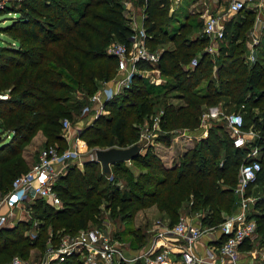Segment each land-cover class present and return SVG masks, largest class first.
<instances>
[{
	"label": "trees",
	"instance_id": "trees-1",
	"mask_svg": "<svg viewBox=\"0 0 264 264\" xmlns=\"http://www.w3.org/2000/svg\"><path fill=\"white\" fill-rule=\"evenodd\" d=\"M132 2L144 6L143 27L149 49L172 43L171 47L163 44L158 62L167 82L155 87L134 74L131 87L105 101L109 113L83 127L80 138L89 147L129 146L140 136V129L130 123V118L141 122L159 103L164 132L156 139L170 146L176 131L197 129L206 108L221 105L227 111L240 110L243 127L253 125L259 131L257 142L264 145V55H257L253 64L246 61L248 31L254 24L255 11L244 7L226 21V34L215 54H210L205 51L207 34L202 31L192 37L202 25L196 17L187 15L173 26L171 0ZM20 6L7 7L16 16L3 26L8 44L0 40V94L9 89L7 98L0 97L3 193L9 192L15 178L29 169L23 151L37 132L45 137L43 146L57 144L60 150L67 146L62 120H73L74 111H82L88 96L103 81L116 76L120 61L107 48L114 41L130 44L129 36L134 32L123 0H23ZM195 58L197 63L191 66ZM143 64L149 65L138 62L139 67ZM159 87L165 92L154 101L151 96ZM76 92H81L83 98ZM248 151L249 147H235L225 121L216 120L211 122L208 136L197 139L171 167L163 163L152 146L129 160L139 166L138 172L125 161L113 163L110 173L104 172L97 161L86 160L82 168L71 165L55 184L63 208L56 209L37 198L27 206L31 218L13 227H0V264L15 254L28 258L32 248L44 250L49 230L74 233L90 222L102 225L107 212L110 218L130 222L139 210L156 205L170 217L172 227L181 218L180 208L190 202L193 211L207 208L199 219L204 227L218 226L224 220L222 212L232 213L236 208L234 190ZM261 166L247 194L259 186L260 192L254 194L264 196V151ZM250 216L256 219L264 244V199L258 198ZM138 231L134 232L139 235L137 247H143L147 240L144 232ZM249 242L246 240L241 249L245 250ZM68 264L80 261L72 257Z\"/></svg>",
	"mask_w": 264,
	"mask_h": 264
},
{
	"label": "built area",
	"instance_id": "built-area-1",
	"mask_svg": "<svg viewBox=\"0 0 264 264\" xmlns=\"http://www.w3.org/2000/svg\"><path fill=\"white\" fill-rule=\"evenodd\" d=\"M10 1L0 0V6L9 5ZM16 1L20 4L23 0ZM172 1L175 6L180 0ZM249 1L228 0L224 8L208 13L203 25V32L209 37V43L205 46L206 52L215 54L219 41L226 34V21L246 7ZM124 3L128 5L127 1ZM259 20L260 17H257V21ZM133 25L134 32L129 36L130 44L114 41L107 48L109 54L119 58L120 65L115 77L103 81L100 88L88 96V103L83 107L82 114L91 115L90 119L105 111V101L131 87L134 74L150 75L148 69L138 66V62L145 61L151 65V70H157L156 75L160 73L158 62L163 48L149 49L145 28L138 24L137 19ZM250 35L246 61L253 64L258 58L256 51L262 39L261 34ZM196 63L197 58L193 59L190 65L195 66ZM79 94L83 95L81 92ZM0 97L7 98L8 94H0ZM243 119V113L240 110L227 111L221 105H211L204 111L197 129L190 130L185 127L179 131L183 134H194L197 139L205 138L209 134L212 121L224 120L226 128L233 136L235 147H249V151L244 156V162L240 165L238 184L234 190L236 208L224 217L218 225V231H213L214 227H204L201 221L195 222L181 217L174 226L164 227V231L162 228L156 229L149 245L135 249L127 246L115 236L114 232L107 229L111 219L106 217L102 225L90 224L74 233L62 231L53 233L49 230L45 249L37 250L34 258L30 259L33 257L31 255L24 258L15 254L9 261L1 264H68L72 257H76L80 264H135L137 261H142L144 264H255L258 261L264 263L263 249L254 251L241 249L244 242L252 241L257 233L256 219L250 214L258 198L264 199L263 195L247 194L248 188L262 168L261 155L264 145L257 142L259 131L253 125L248 128L243 127ZM85 123L75 125L68 118L62 120V135L67 146L63 150H60L57 144L44 146L39 150L37 158L29 169L15 178L12 188L3 199V202L8 204V208L6 212H0V227H13L18 221L31 218V212L27 206L37 198H42L56 209L63 208V200L55 190V184L59 178L67 173L71 165L76 164L82 168L86 160L100 162L95 153L97 147L88 150L86 141L80 138V132L86 126ZM158 124L157 118L155 125ZM81 142L85 144L84 147L81 146ZM141 142L144 146L145 143ZM205 233L210 234L211 241L215 243L220 239L223 240L220 244L208 249L205 256H200L195 251V244ZM168 234H171L174 240H171ZM158 242L162 244L158 245ZM175 251L180 254L179 260L176 261L169 257V254ZM248 251L252 253L249 261L246 260Z\"/></svg>",
	"mask_w": 264,
	"mask_h": 264
},
{
	"label": "rangeland",
	"instance_id": "rangeland-1",
	"mask_svg": "<svg viewBox=\"0 0 264 264\" xmlns=\"http://www.w3.org/2000/svg\"><path fill=\"white\" fill-rule=\"evenodd\" d=\"M123 1L124 2L127 1V3H128V5L126 3H124L126 5V8H127V6H129L127 11H126V14L131 17V24L130 25L134 26L133 23H134L135 19H137L138 24L144 25L145 24V18H146V15H144V6L143 7L142 6L141 7H137L132 2V0H123ZM222 2H223V5H227L228 4V0H222ZM10 3L11 4H9V5L5 4L4 6H0V40H1V44H3V43L4 44L5 43L8 44V41H6L5 39H9L8 36L5 34V32L3 31V26H5L7 24H10L11 20L15 18V14L13 13L14 11L13 10H9L7 7L8 6H11V8L12 7H21L20 4H18L16 0H11ZM172 8H174V9H172ZM212 9H214V4H213L212 0H180L179 3H177L175 6L173 5V1L171 0L169 14H172V15L174 14L175 15V21H177L178 15H180L179 23H177L176 26H178L182 21L185 20L186 17L183 18L184 16L191 15L193 17H196L197 20L202 23V25L200 26L199 29L196 28L195 32L198 31L200 33V32H202V29H203L204 19L206 17L205 15L207 13H210L212 11ZM134 15H136V17H132ZM40 18L42 20L44 19L43 17H40ZM173 22H174V20H173ZM173 22H172V24H173ZM251 28L249 29L248 33L250 32ZM163 44L165 46L171 47L170 43H161V44H157L155 46V50L156 49L157 50L162 49L163 46H164ZM140 68L149 70V72H150L149 76H142L141 75L143 78L146 79V82L148 84H152L153 86L158 87L160 85H163V83L167 82V77L163 76L161 74V71L159 73L160 76L156 75L157 73L154 72L153 70H151L152 67H151L150 64L149 65L143 64L142 67H140ZM153 75H155V77ZM157 77H158V79H157ZM164 92H165V89L163 90V88H160V87L157 88V92H155L151 96V99L153 100V98H154V101H156L158 98L161 99V96L164 94ZM4 93L8 94L9 93V89H6V91ZM76 94L78 96H80L79 92H76ZM80 98H83V95L80 96ZM176 102H178V101H176ZM158 105H159V103H158ZM158 105L155 106L154 112L151 115H149V116H145L141 122H138L136 120L133 121L134 117L132 116L130 118V123L132 124V122H133V126L138 127L140 129L139 141L141 140V141H143L145 143L144 146H143V149L141 150V152L144 153L148 146H152L154 151L157 153L158 157L164 163L165 161L169 160V158H166V159L164 158L163 159V157L165 155L164 154V149H163L164 145L162 144V142L157 141V139H156L158 134H163V132H164L162 127H161V125H160V116L163 113V110H162V108L161 109L158 108ZM104 109H105L104 112H101L97 117L92 116L91 119L89 120V122H86L84 125L87 126L89 124H93V123H95V120L98 117L108 114L109 113L108 108L104 106ZM231 110H233V109H231ZM82 113H83L82 111L79 112V113H77V111H74V119L71 120V121L74 124L77 123L81 119V117H83ZM157 118L159 119V124L155 125V122H156ZM100 126L105 128L103 124H100ZM136 131H137V129H136ZM177 133H179V132L176 131L175 134H177ZM3 134L4 133L0 129V139H1V136ZM36 135L33 136L31 142L24 147L23 154H24V158H25V160L27 162L28 161L31 162L30 158H31L32 153L34 151L36 152L38 147H39V145L41 144V143H39L40 139H38V137H36ZM35 137H36V139H34ZM90 148H93V147H89L88 146V150ZM172 149H173V147H172ZM27 154H29V155H27ZM180 156H181V154L174 157V161L176 163H178L180 161ZM83 158H85V157H83ZM125 162H126L127 165H129L131 168H133L134 171H136V172L139 171L140 168H139V166L137 164H135V163L132 164L129 160L125 161ZM112 166H113V164H111V167ZM122 174L123 173L121 172L120 175H122ZM125 181H126V179H125ZM253 190H254V193H259L260 192L259 191V186L253 187ZM5 195H6V193H3L2 191H0V201H3ZM153 206H155V207H153ZM153 206H151L152 208L150 209V213H147V210H146L147 208L139 210V211H143L144 212L143 216L140 215L142 212L138 214V212H139L138 211L137 214L135 215L134 219L132 221H130V222L129 221H122L119 218H110L109 212H107L105 214L104 218L108 217L109 219H111V222H109L108 225H107V229L109 231L114 232V234H115V232H117V234L115 236L118 235L117 238L119 240H121L122 242H125V244L127 246H129L130 248H135V249L140 248V247H137L138 246V242H139L138 241L139 240L138 239L139 238V235H138L139 231L138 230H140V232L141 231L144 232V237L147 240L148 237L151 236V233H153V231H155L156 229H159L161 227H169L170 226L169 225L170 217H168V215L164 211L159 210L156 205H153ZM6 210L4 212H6ZM206 211H207V208L206 209L201 208L199 210L193 211V210L190 209V202H186L180 208V216L181 217H189V218H192V219L194 218L195 220H197V219H200V217L202 218L204 216V214L206 213ZM201 214H203V215H201ZM228 214H230V212L228 213L226 211H223L222 212L223 218L226 217ZM90 224H92V222H90ZM130 230L133 231V234H135L134 233L135 231L136 232L138 231V234H135L136 236L132 235ZM215 230L218 231V226L214 227L213 231H215ZM245 247H246L245 250H249V249L252 250V251L259 250V249H263L264 250V244L261 243L260 236H259L258 232L254 236L252 241L247 243ZM37 250H39V248H37V247L36 248H32L30 255L33 256V257H31L30 259L34 258V255L36 254ZM248 252H249L247 254L248 258L246 260L249 261L251 259V257H252L251 256L252 253H251V251H248Z\"/></svg>",
	"mask_w": 264,
	"mask_h": 264
},
{
	"label": "crops",
	"instance_id": "crops-1",
	"mask_svg": "<svg viewBox=\"0 0 264 264\" xmlns=\"http://www.w3.org/2000/svg\"><path fill=\"white\" fill-rule=\"evenodd\" d=\"M213 1V4H214V9H212L211 12H215V11H218L222 8L225 7V5H223V2L222 0H212ZM246 8H250L252 9L253 11H255L256 15H255V21H254V24H253V27L251 28L250 32L248 33L249 34V39H251V35L250 34H261V39L263 40V43L260 44V46L257 47V51H256V54L258 56H262L264 55V0H250L247 5H246ZM208 9V8H207ZM209 10V9H208ZM210 12V13H211ZM208 13L205 15L207 16ZM180 15H178V19L177 21L174 20L173 22V26H176L177 23H179V18ZM186 16H184L183 18H185ZM257 17H260V20L257 21ZM182 18V19H183ZM203 31V29H202ZM199 34V32H195L194 34H192L193 38H195V35ZM170 43V46H172V43ZM157 73V70L155 69V71ZM205 86V82H203L202 84V87L201 89L203 90V87ZM173 101L175 103H177L176 101H178L177 99H173ZM179 103V101H178ZM90 116L91 115H83V117H81V119L75 123V125H81L83 123H85L87 121V119L90 120ZM89 120L87 122H89ZM74 124V123H73ZM36 137H38V139H40L39 143H41L37 149V151L33 152L32 155H31V162H29V164H32L34 162V160L37 158V155H38V152L39 150L44 147L43 144L45 142V137L43 136V134L41 132H38ZM36 137L34 139H36ZM197 141V137L196 135L194 134H183L181 132L175 134L172 139H171V145H165L164 143H162L164 145V157L163 159L165 158H169V160L165 161V165L168 166V167H171L173 166L176 162L174 161V157L177 156V155H182L184 152H186L189 148L193 147L195 145ZM173 147V149H172ZM172 149V150H171ZM29 155V154H27ZM26 155V156H27ZM8 207V204L7 203H4L3 201H0V212H4ZM155 207V206H153ZM152 207H148L146 210H147V213H150V209ZM145 210V211H146ZM142 212V213H141ZM141 213L140 215L143 216V211H139L138 214ZM138 216V215H137ZM188 218L189 220L191 221H195V222H198L200 221L199 219L195 220L194 218H189V217H186ZM164 231V227H161ZM159 228V229H161ZM154 232V231H153ZM152 234L151 233V236L148 237L147 239V242L145 245H149L151 243V240H152ZM170 237L171 240H174L172 238V235L171 234H168ZM164 241H166V239H163ZM159 244H162L161 242H158V245ZM218 245L219 243H215L213 241H211V236L210 234L208 233H205L195 244V251L200 255V256H205V254L207 253V250L212 248L213 245ZM163 249H164V246H163ZM175 249V248H174ZM176 250V249H175ZM37 252V251H36ZM169 257L170 259L172 260H179L180 258V254L179 252L175 251V252H172L169 254Z\"/></svg>",
	"mask_w": 264,
	"mask_h": 264
},
{
	"label": "water",
	"instance_id": "water-1",
	"mask_svg": "<svg viewBox=\"0 0 264 264\" xmlns=\"http://www.w3.org/2000/svg\"><path fill=\"white\" fill-rule=\"evenodd\" d=\"M143 143L141 141L135 142L129 146H111V147H97L95 150L97 160L100 161L102 169L106 173L111 172V164L118 161H128L134 158L138 153H141Z\"/></svg>",
	"mask_w": 264,
	"mask_h": 264
},
{
	"label": "bare ground",
	"instance_id": "bare-ground-1",
	"mask_svg": "<svg viewBox=\"0 0 264 264\" xmlns=\"http://www.w3.org/2000/svg\"><path fill=\"white\" fill-rule=\"evenodd\" d=\"M81 146H82V147H84V146H85V144L83 145V143L81 142Z\"/></svg>",
	"mask_w": 264,
	"mask_h": 264
}]
</instances>
